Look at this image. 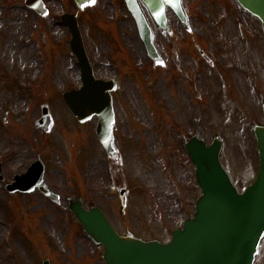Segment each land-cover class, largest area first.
<instances>
[{"label": "rangeland", "instance_id": "374dc122", "mask_svg": "<svg viewBox=\"0 0 264 264\" xmlns=\"http://www.w3.org/2000/svg\"><path fill=\"white\" fill-rule=\"evenodd\" d=\"M48 8L49 14L42 17L21 0H0L3 176L11 182L41 158L47 184L61 197L55 203L38 191L11 195L0 182V264H42L45 259L53 264H105L103 246L84 233L68 208L69 197L83 199L87 209L101 207L120 234L131 233L146 241L171 240L172 231L193 216L202 194L194 176L196 167L182 148L197 126L187 117L199 120L208 144L216 135L224 141L221 162L241 192L254 181L260 164L253 125L264 120V87L251 93L245 85L242 109L221 112L179 108L171 92L162 90L155 79L149 87L134 81L130 89H123L135 107L129 110L127 122L118 124L119 185L117 191L107 192L112 179L106 155L97 148L96 121L78 126L62 98L80 85V71L60 15H79L86 46L94 55L98 46L92 37L95 13L90 7L80 12L72 0H55ZM255 47L262 86L264 38L257 32ZM42 104L49 105L53 118L47 133L35 127ZM27 105L31 106L28 113ZM255 264H264V240Z\"/></svg>", "mask_w": 264, "mask_h": 264}, {"label": "flooded vegetation", "instance_id": "af4514ba", "mask_svg": "<svg viewBox=\"0 0 264 264\" xmlns=\"http://www.w3.org/2000/svg\"><path fill=\"white\" fill-rule=\"evenodd\" d=\"M43 1L47 7L55 2ZM89 7L96 17L92 35L94 45H98L96 54L90 53L86 42L85 46L94 74L97 78L116 80L111 92L115 151L107 154L98 139L97 148L100 155H106L109 170L117 176L115 162L122 158V153L116 144V131L119 122L125 124L129 110L135 107L129 101L128 90L126 93L123 89H130L134 81L149 87L158 79L161 89L169 90L173 101L183 109L239 110L245 85L251 93L257 92L255 32L262 38L264 32L261 22L236 0H92L81 10ZM132 7L146 19L152 47L148 44V31L145 36L140 33ZM179 8L183 18L176 13ZM72 118L78 126H84ZM94 119L97 126L99 118ZM188 120L197 122L190 117ZM0 160L3 161L2 157ZM2 183L5 188V177ZM115 185L118 189L119 178Z\"/></svg>", "mask_w": 264, "mask_h": 264}, {"label": "water", "instance_id": "95a60500", "mask_svg": "<svg viewBox=\"0 0 264 264\" xmlns=\"http://www.w3.org/2000/svg\"><path fill=\"white\" fill-rule=\"evenodd\" d=\"M87 1L90 0H75L79 6ZM238 1L261 20L264 30V0ZM26 3L41 14L45 13L40 9V0H26ZM177 12L181 15L180 11ZM133 15L144 34L147 26L143 15L135 11ZM63 22L71 31V50L79 61L83 78V87L65 93L64 100L81 122L94 115L99 116L97 134L110 153L113 151L114 113L110 95L113 87L109 82L95 78L76 16L66 14ZM51 124L49 107L43 105L36 127L48 131ZM254 133L261 167L256 180L244 194H239L221 164L222 140L216 137L208 147L199 126L196 134L186 143V148L197 166L196 178L203 194L197 199L195 218L189 219L183 230L175 231L173 240L168 244L120 235L100 207L92 206L86 210L81 200H70V210L91 239L98 245H104L106 264H254L264 238V125L255 126ZM44 177L45 166L39 160L27 173L16 175L7 190L11 193H31L38 188L55 199ZM44 264L49 263L46 261Z\"/></svg>", "mask_w": 264, "mask_h": 264}]
</instances>
